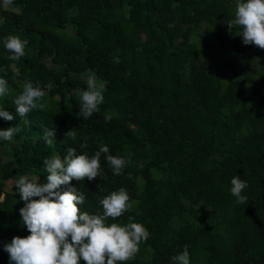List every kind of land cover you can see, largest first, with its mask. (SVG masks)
Returning a JSON list of instances; mask_svg holds the SVG:
<instances>
[{
    "label": "trees",
    "instance_id": "16d2710c",
    "mask_svg": "<svg viewBox=\"0 0 264 264\" xmlns=\"http://www.w3.org/2000/svg\"><path fill=\"white\" fill-rule=\"evenodd\" d=\"M236 2L14 0L0 7V78L8 88L0 110L15 117L0 118V130L20 129L13 142L0 140V264H9L4 247L14 237L30 235L16 180L45 184V158L64 159L68 148L91 158L102 144L126 161L121 174L102 154L99 177L69 186L85 195L78 207L90 215L102 213L103 197L127 190L132 208L106 223L123 226L132 217L150 236L126 264H173L185 245L190 264H264V50L245 45L238 27L229 30ZM8 35L28 40L19 60L4 48ZM85 74L105 82L104 102L87 120L76 93L87 87ZM28 82L45 92V106L21 118L14 101ZM45 129L55 132L51 147ZM234 176L247 184L244 204L230 192Z\"/></svg>",
    "mask_w": 264,
    "mask_h": 264
},
{
    "label": "clouds",
    "instance_id": "9594fccd",
    "mask_svg": "<svg viewBox=\"0 0 264 264\" xmlns=\"http://www.w3.org/2000/svg\"><path fill=\"white\" fill-rule=\"evenodd\" d=\"M14 0H0V7L8 8ZM234 19L227 24L229 30L236 26L245 45H253L264 50V0H237ZM3 20H0L2 23ZM28 40L18 35H8L4 39V48L11 55L9 59L16 61L25 55ZM114 63H120L113 57ZM86 75V89H76L80 97L81 118L87 120L99 111L104 102L105 82H97L93 75ZM7 82L0 78V97L7 94ZM45 92L31 82L24 85L22 93L15 99V112L23 118L33 109L44 108ZM38 101L40 103H38ZM0 118L13 121L14 116L6 110H0ZM111 120L110 116L105 121ZM20 131L18 127L0 130V140L13 142L14 135ZM54 130L45 129L43 139L51 147L54 144ZM73 130L66 133L74 137ZM80 147L86 148L82 143ZM104 155L109 167L115 175H120L126 161L109 154L107 145H100L99 150L89 158L86 154L77 155L75 148H68L67 155L61 159L59 155L43 160V168L47 183L39 184L36 178L20 176L16 180V190L24 207L19 210L22 224L30 235L25 238L14 237L4 247L8 253L9 264H126L139 252V245L149 239V232L140 224L129 222L123 226L118 223H106L109 219L117 220L128 212L133 202L127 190L121 187L112 191L100 200L101 214L90 215L81 212L78 205L85 203V195L69 185L77 182L95 180L101 174V156ZM231 194L237 204L247 202L242 191L247 187L239 176L231 179ZM66 188L67 190H61ZM38 198V199H34ZM173 264H190L188 246L182 253L172 257Z\"/></svg>",
    "mask_w": 264,
    "mask_h": 264
},
{
    "label": "rangeland",
    "instance_id": "374dc122",
    "mask_svg": "<svg viewBox=\"0 0 264 264\" xmlns=\"http://www.w3.org/2000/svg\"><path fill=\"white\" fill-rule=\"evenodd\" d=\"M260 61H263L264 62V59L261 58ZM255 70H259L260 71L261 68H256ZM0 151H1V149H0ZM6 185H7V187H11L13 184L11 182H7Z\"/></svg>",
    "mask_w": 264,
    "mask_h": 264
}]
</instances>
